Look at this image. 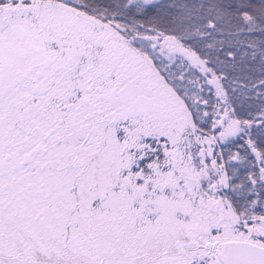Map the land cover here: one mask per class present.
I'll return each mask as SVG.
<instances>
[{"label": "snow or ice", "instance_id": "obj_1", "mask_svg": "<svg viewBox=\"0 0 264 264\" xmlns=\"http://www.w3.org/2000/svg\"><path fill=\"white\" fill-rule=\"evenodd\" d=\"M0 264H264V0H0Z\"/></svg>", "mask_w": 264, "mask_h": 264}]
</instances>
